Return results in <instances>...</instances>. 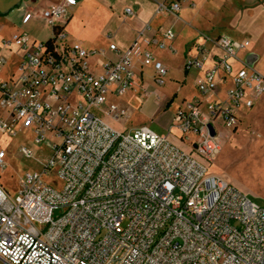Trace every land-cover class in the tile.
<instances>
[{
	"label": "built area",
	"instance_id": "built-area-1",
	"mask_svg": "<svg viewBox=\"0 0 264 264\" xmlns=\"http://www.w3.org/2000/svg\"><path fill=\"white\" fill-rule=\"evenodd\" d=\"M76 3L59 0L40 12L51 33L45 41L26 32L0 41V73L5 52L15 61L0 77V132L27 129L51 152L42 171L26 173L14 195L0 185V264H264V207L208 172L220 151L215 121L234 128L238 110L251 109L264 94V76L244 66L234 72L231 65L241 62L237 54L249 41L210 40L220 56L206 68L203 46L186 59L185 69L202 73L195 85L201 97L226 78L230 87L224 101L202 108L194 98L175 111L169 133L177 130L189 148L184 151L146 126L124 133L103 119L125 116L108 97L132 90L134 58L152 67L156 84L164 82L167 68L151 49L170 48L175 35L140 33L144 47L134 41L122 51L110 44L117 59L93 73L87 60L102 51L71 43L66 32ZM178 11L176 1L157 5L158 13ZM19 153L31 155L24 146ZM4 158L0 151V168Z\"/></svg>",
	"mask_w": 264,
	"mask_h": 264
},
{
	"label": "crops",
	"instance_id": "crops-1",
	"mask_svg": "<svg viewBox=\"0 0 264 264\" xmlns=\"http://www.w3.org/2000/svg\"><path fill=\"white\" fill-rule=\"evenodd\" d=\"M23 1L24 0H0V19L8 18L14 10H17L22 12L21 18L26 14L30 15V18L26 24L33 21L35 18L34 10H31L29 6L34 9L35 3H39L44 0H26V2L28 1L27 3H24ZM58 1L59 0H55L49 5L54 4ZM76 1V5L72 8V10L75 8L76 14H81L84 11H89V13L91 14L98 13L99 11H106L116 17L117 20L116 27L113 28L110 32L112 37L107 40L108 44H94L89 40L80 41L77 39L70 38L69 34H67L68 40L71 43H79L82 47L87 50L102 51V54L99 53L93 55L87 60L88 68L93 73L101 72V66L105 62L115 61L117 59V55L109 51L108 49L110 44L116 45L117 48L122 51L127 49L134 41H137L138 46L142 48L144 47V43L139 37L140 33H142L146 38L156 36L157 33L161 30L172 31L175 37L173 41L167 43V46H170V48L168 47L162 50L156 48L151 49L153 57L167 68V75H170L171 71L170 59H177L180 62V80L182 81V85H179L178 83L175 86V92L173 93L171 98H167L165 100L166 109L170 108L172 104H174V100L177 97V92L181 93L183 90V86L186 85L190 80H192V85L194 87L195 92L191 94L188 99L183 97L181 104L175 106V111L179 108H183L186 102L194 98H198L202 101V108H204L205 104L208 102L225 100L226 89L230 87L229 78H226L224 82H219L214 93L205 97H201L197 92L195 85L200 80L202 73L193 69H185L186 59L194 58L198 55V51L196 50L197 46L200 48L201 46H203L205 50V59L203 62L204 67L206 68L213 65L216 56H220V51L213 44L210 43V40L218 36H224L226 38L238 41H249V46L245 50H242L237 54V57L241 62L231 60V65L234 72L240 67L244 66L246 68L253 69L262 76H264V0ZM171 1H176L179 3V11L176 15L170 13L157 12V5L159 3ZM126 7H131L134 11V14L128 17L125 16L122 11ZM204 8L210 10H218L220 12H225L226 10L234 8L237 10V13L247 16L248 22L241 28H238L236 25L232 24L231 29H233V34H212L208 31H204L197 24V17L199 15V11ZM72 10L70 12L68 22L66 24V29L73 17ZM260 17L262 18L261 24L259 19ZM46 27L48 28V26ZM9 38H1L0 41ZM30 39L37 41L31 37ZM5 54L8 59L5 67L0 73V77L3 73H6L8 75L11 71L14 70L15 66L13 55L9 52H5ZM9 60L12 63L11 68H8L6 70ZM133 62V70L135 73L134 82L138 84V89L136 91L140 92L143 88L144 75H151L153 81V69L151 66H142L140 57L134 58ZM111 98L115 97H108V103H113L111 102ZM175 111L172 113V117ZM221 126V128H218L216 127V125H214L216 135L218 136V141L220 142V151L210 163L208 168L210 169L209 173L234 186L236 189L246 194L247 197L250 198L251 195H255L251 191V189H249V187L237 175L229 172L225 168H222L220 165L224 160V150H226L228 147V143H224V140L227 139L234 141L235 138H240L241 135H244H240V133H242V129L243 131L245 129V135L249 138V141L252 142L256 147H260V144H264V94L260 96V98L256 101V103L251 109L238 110V121L234 128H226L222 125V123ZM169 129L170 126H168V131ZM169 139L177 147L181 148L184 151H189L187 145H182L183 141L179 139V134L178 140L174 136L172 137V139L169 137ZM230 144L231 143L229 142V146H231ZM231 147L234 149L238 148V146L236 145Z\"/></svg>",
	"mask_w": 264,
	"mask_h": 264
},
{
	"label": "rangeland",
	"instance_id": "rangeland-1",
	"mask_svg": "<svg viewBox=\"0 0 264 264\" xmlns=\"http://www.w3.org/2000/svg\"><path fill=\"white\" fill-rule=\"evenodd\" d=\"M54 1L44 0L35 3L34 9L29 6L31 10H34L35 18L28 24L21 23L22 12L17 10H14L8 18L0 19V39L9 38L21 31H26L31 38L37 41L48 39L51 33L40 18V12ZM23 2L27 3L28 1L24 0ZM72 14L73 17L66 29L70 38L80 41L89 40L100 45L108 44L107 40L112 37L110 32L116 27V17L106 11H99L94 14L84 11L81 14H76L75 8L72 10ZM259 19L261 24L262 18ZM247 22L248 17L237 13L234 8L225 12L204 8L199 11L197 17V24L201 29L221 35L233 34L232 24L241 28ZM11 64L9 60L6 70L11 68ZM170 65V75L165 77L162 84L154 83L151 75L146 74L140 92L136 91L138 84L134 82L132 90L120 97L111 98V102L125 111V116L114 119L111 116L103 115L104 121L112 129L119 132L127 133L138 126H146L157 134L168 135L171 139L174 136L178 140L177 130L172 128L170 133L168 131V126L171 125L173 118L172 113L175 111V106L181 104L182 98L188 99L195 90L192 80H190L183 86L181 93L177 92L174 104L166 109L165 100L171 98L178 83L182 85L180 62L177 59H170ZM6 76L7 74L3 73L1 78ZM96 113L102 115L99 112ZM2 114L0 111V117ZM214 125L218 128L222 127L219 120ZM244 131L242 129L240 135H244L235 138L234 141L224 140V143H228V147L224 150V160L220 166L237 175L255 194L248 198L257 205L264 207V147H262L264 144L256 147L249 141ZM229 142L231 146L236 145L238 148H232L229 146ZM182 143L183 146L187 145L185 140ZM20 146L29 149L31 155L28 157L21 155L19 153ZM0 151L5 154V167L0 168V185L10 195L17 192L20 181L26 173L41 172L51 154L47 144L37 145L33 142L32 134L27 129L19 130L16 135L10 136L0 132Z\"/></svg>",
	"mask_w": 264,
	"mask_h": 264
},
{
	"label": "water",
	"instance_id": "water-1",
	"mask_svg": "<svg viewBox=\"0 0 264 264\" xmlns=\"http://www.w3.org/2000/svg\"><path fill=\"white\" fill-rule=\"evenodd\" d=\"M208 129H209L210 135L214 136V130L210 124L208 125Z\"/></svg>",
	"mask_w": 264,
	"mask_h": 264
}]
</instances>
